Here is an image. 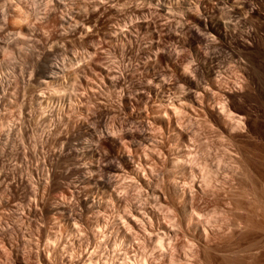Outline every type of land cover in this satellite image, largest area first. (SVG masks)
<instances>
[{
    "label": "rangeland",
    "instance_id": "obj_1",
    "mask_svg": "<svg viewBox=\"0 0 264 264\" xmlns=\"http://www.w3.org/2000/svg\"><path fill=\"white\" fill-rule=\"evenodd\" d=\"M7 1L11 3L6 4ZM118 1L115 9L119 8V13L107 16L106 27L124 29L130 22L147 20L153 11L152 14L159 16L155 18L158 25L171 23L170 31L175 33V38L160 42L157 38L151 39L147 31H139L138 35L134 34L137 43L146 48H125L122 51V45L103 39L102 30L94 32L92 40L69 36L54 23L53 17L41 18V14L36 19L37 15L30 12V0H0V14L5 7L6 18V25H0V42L18 39L23 45H20L22 49L18 46L21 51L17 54L0 56V78L11 79L6 102L0 108V131L3 129L1 122L2 125L9 122L15 125L24 122L26 125L23 136L17 134L9 142L0 139V264H264V11L261 0H230L223 4H217L216 0H202L207 10L220 8L229 12L231 15L225 13L223 16L231 26L241 24L236 35H242L248 29L253 31L251 51L235 46L209 49L197 42L194 45L191 37L177 31L175 23L184 19L188 10L193 13L195 9L183 10L178 5L163 4V0H160L163 6H158L156 1L151 3L153 5L146 0ZM190 1L193 4L197 0ZM244 1L251 2V8L259 14L251 15L242 8ZM13 3L22 7L16 17ZM233 7L239 14L230 13ZM55 15L60 14L55 12ZM240 20H246L245 24L239 23ZM33 25L32 31L30 26ZM176 33L178 39L185 40L184 45L177 42ZM153 41L160 46L154 50L170 52L176 57L173 56L174 62L155 64L152 57L157 52L152 49V56L148 47ZM195 48L200 52L198 56L194 55ZM90 49L95 50L94 56L99 62L108 63L116 72H125L127 82L124 87L131 82L126 87L130 90L141 80L147 84L146 81L158 77L161 83L170 84L169 97H179L184 85L178 81V76L191 72L198 60L201 63L204 60L208 67L219 66L221 69L216 73L214 88L240 94L232 102L224 98L230 107L222 115L210 111L211 116L198 110L194 118L183 119L181 133L176 136L178 143L173 142L166 122L159 120L164 108L154 107L148 114L149 132L155 141L149 145L151 150L136 144L134 137L138 130L129 121L133 108L122 106L117 98L119 88L92 92L90 100L83 106L82 128L76 124L80 117L77 111L66 113L67 118L61 117L60 121L54 114L44 121L32 101V88L28 90L25 86L31 79L33 65L26 53L48 51L49 61L61 64L76 56H81L79 59L83 61L82 57ZM149 61L154 62L152 67L151 62L146 63ZM142 63L148 67L142 68ZM175 64L178 67H173ZM71 83L65 84L64 89L54 87V91L46 89L43 92L56 91V96L60 97L73 90ZM32 85L36 87L33 89H38L33 82ZM218 97L215 95L214 99H222ZM213 101H206V107L212 108ZM101 115L107 116L106 130L111 133L110 138L120 143L121 151L132 159L130 169L122 167L114 175L106 168L113 165L115 159L111 160L114 157L96 143L102 131L97 125ZM174 145L183 148V152H187L185 146L192 147L188 148L190 158L183 159L186 161L183 173L170 165L177 152ZM95 147L98 155L85 154L87 149L94 150ZM69 148L76 149L80 155L77 153L73 158L67 155ZM114 165L119 167L117 162ZM174 179L177 189L173 191L171 182ZM205 180L211 181L210 186H204ZM104 181L111 182L108 189L103 187ZM183 192L192 197L186 195L183 201ZM85 198L89 201L88 207L81 204L87 202ZM93 201L96 208L90 207ZM60 204L67 207L65 214L55 210ZM150 211L155 214L153 217ZM140 212L143 218L132 223L131 215H141ZM159 241L163 242L161 248Z\"/></svg>",
    "mask_w": 264,
    "mask_h": 264
},
{
    "label": "bare ground",
    "instance_id": "obj_2",
    "mask_svg": "<svg viewBox=\"0 0 264 264\" xmlns=\"http://www.w3.org/2000/svg\"><path fill=\"white\" fill-rule=\"evenodd\" d=\"M117 1L118 0H30V2H31V4H30L31 5V11L30 12L33 13L35 16L37 15L36 19L40 18L41 14H43V16H41V18L42 17L43 18L53 17L54 23L58 24L59 26H61L63 28L64 34H68L69 36L70 35H77V37H79L81 39L86 37L87 39L90 38L92 40L93 33L96 32V31H101L102 30V31H104L103 34H102V36L104 37L103 39H105V41H107L108 43L112 42V43H117V45L118 44L122 45V51H124L125 48L131 49L133 47H137L138 50H144V48H146V47L141 46L140 43H137L138 41L136 40L137 37L135 35H136V33L138 35L139 31H147L151 35V39L157 38V39H159V41L160 40L163 41L165 39L175 38L174 37L175 33L172 34L171 31H170L172 29L171 23L170 24L167 23V24H164L162 26L158 25L157 23H159V22H157L158 20L156 21L155 18L159 17V16H157L158 14H155L156 16L154 14H152L153 11L151 12V15L147 13L149 15V18L147 20L146 19H145V21L142 20L143 22H139V20H138V22H135V23H131L130 22V24L127 23L128 26H125L124 29H122V28L119 29V26H118V28H117V26L116 27H112V26L109 27L108 25H109V23H111V20L108 22V25H107L108 27H106L105 19L109 18L107 16H109L111 14L113 15V14L119 13V8L117 10L115 9V7H117V6H115V4L119 3V1L118 2ZM146 1H148L149 4H151L152 2L154 3L156 1L157 2L156 4L158 6H163L162 4H160V0H146ZM216 1H217V4H221V3L223 4L224 1H230V0H216ZM8 2H10V1H7L6 4ZM19 2L17 1L18 4H19ZM260 2H262L261 3V8L264 11V0H261ZM240 3H242V2H240ZM13 4H15V3H13ZM20 4H23V2H21ZM163 4H168L170 6L171 5L172 6L173 5H178L183 10L184 9L187 10V8L191 9V10L195 9V12H193V13L188 10L187 14L185 13V15H184L185 18L182 19L183 21L181 20L182 22L181 21H177L175 23L177 25V31H179V33L181 32V33H183L185 35H188L189 38L191 37V40H194L193 41L194 45L197 42V44L199 43L201 45H204V46H206L209 49H213L214 47L216 48V46H220V47L221 46L222 47L223 46L224 47H231V46L234 47L235 46V47H241L243 50H247V51H251L252 47L254 46V40L251 39V32H253L252 30L248 29L245 33L243 32L242 35H236V32H238L239 27H240L241 24H239L237 26L236 25L235 26H231V24L229 22H226V20L224 21V16L223 15L225 13L229 14V12H227V11H223L220 8H218L217 11H212L213 9H211V11L209 9L207 10L206 7H205V3L202 0H197L193 4H192V2L190 0H163ZM2 5H3V3H2ZM17 5L15 4L16 7L14 9L16 12L13 11V13L15 12L14 13L15 17L19 15L18 12L22 9L21 6H19V5L17 6ZM151 5H153V4H151ZM250 5H251V2L249 4L248 1L247 2L244 1L241 6H242V8L246 9L247 12L250 13L251 15L259 14V11H256L255 8H251ZM10 6H12V5H10ZM121 7H122V5H121ZM252 7H253V4H252ZM6 8H7V11H8V7H6ZM138 10H141V9H137V11ZM159 10H161V9H159ZM7 11H6V13H7ZM120 11H121V9H120ZM45 12H47V13H45ZM55 12L56 13L58 12L60 15L56 16ZM230 13H232L234 15L235 14H239L238 13V9L235 8V7H233L231 9ZM120 14H119V16H120ZM136 15H139V14H136ZM229 15H231V14H229ZM122 16H121V19L123 21V17ZM27 17H29V16L27 15ZM27 17H25V18L27 19ZM0 18H1L0 19V25L1 26L6 25V22H5L6 21V18H5V7H4V9L2 10V12L0 14ZM50 19H52V18H50ZM242 20H240L239 23L245 24L246 20L241 22ZM34 23H32V24H34ZM175 24H174V26H176ZM120 25H122V24H120ZM33 26H30L32 31L35 28V26L34 27ZM32 27H33V29H32ZM162 27L167 29L169 31V33L166 34L163 31L164 29ZM4 28H3V30H4ZM155 29H158V30L156 32H154L153 30H155ZM27 31H29V30H27ZM163 32L165 34H163ZM174 32H176V31H174ZM177 33H176L177 42L184 45L185 44L184 43L185 40L183 42L182 38L178 39L177 37H179V35L177 36ZM15 34H17V33H15ZM173 41H174V39H173ZM20 42L18 41V39H17V41L16 40H11V41H7V42H0V56L1 55L5 56V54L11 56V55L15 54L16 52H20L21 49H22L21 46H23V45L20 44ZM24 43L25 42H23V44ZM162 43H160V44H162ZM18 46H20L21 49H19ZM142 47H143V49H142ZM148 47H149V49H151V52H149V54L152 53V49L154 50V48H157V47L160 48L159 43L158 42H154V41L151 42ZM165 47H164V49H165ZM178 48H180V47H178ZM195 49H194V52H195L194 55L196 54V56H198L200 54V52L197 51V49L196 50ZM48 50H50V49H48ZM156 50H154V51H156ZM159 51L160 52L156 51L157 53H155L154 57H152L153 58L152 61H154L155 64H156V62L159 63V62H163V61L171 62V61L174 60V58H176L175 55H172L170 52L165 53V52H162L161 49ZM47 52L48 51L39 53V51H37V52L34 51L33 54L31 53L30 55H27L28 53H26L27 58H30L32 60L33 65H32V72H31V79L28 80L29 82L26 83V85L23 83L27 87L26 89L29 90L30 88H32V90H33L32 93H34V94H33V97H32L33 100L32 99L31 100L33 102H35V104H36V106L38 108V111H39L38 113L40 114L41 118L44 121L48 117H50V115H52V114H54L57 117V119L59 120V119H61V117L62 118L63 117L67 118L66 113H69V112H72V111L73 112L77 111V113L79 114L80 117L78 116L79 118H78L76 124H77V126L82 128V127H84V121H83L82 116H83V113H84L83 109L85 108V107L83 108V106H84L85 102H88L90 100L92 92L94 94V93H96L98 91V89L101 90L102 88H105L107 92H108V90L110 91V90H115V89L119 88L120 91H119V93L117 92L118 93V97L117 98L122 103V106H124L125 108H127V107L133 108V111H132V114H131V116L129 118V121H131L134 124V126L137 128V130H138L136 135H135V137H134V139L137 140L136 144L137 145H144V146L148 147L147 148L148 150H151V148H149V145H151L150 143L154 144V142H155L152 139V136H151L152 132H151V134L149 132V130H150L149 128H150V123L151 122H149V117H148L149 111L153 110L154 107L155 108L156 107L164 108L163 110H161V113H163V115L161 114L162 116L161 115L158 116L159 120L161 122H163V123L166 122L167 127L170 130L169 133H170V135H172V138L174 140L173 142L178 143L179 139L178 138L176 139V136H179V133H181L180 132L181 131V124H184L182 122L183 119H186V120L189 121L190 119H192L195 116H197L198 110L199 111L201 110V111H204L206 113H209L211 116H212L213 113L211 114L210 111H215L217 114L222 115V113L225 112V110L230 105V104H227L226 102H224V100H225L224 98H227L226 100H229L230 102H232V101L235 100V98L239 97L238 94H240L238 92H237L238 94H236V92L235 91L233 92V90H232V92H230V91L222 92V91H219L217 88H214L215 86L213 87L212 84L215 81L214 79H215V76L217 75L216 73L218 72V70H221V69H218V68H220L219 66H217L218 68H215V67H212V66L208 67L207 63L204 62L207 65V66L205 65L206 66L205 67L204 63H203L204 60L202 61V63L199 62V60H198L197 61V66L194 67V68H193V66L192 67L190 66L191 68H193L192 71H191V69L189 70L191 72L186 71V72L181 73L180 76H178V78H179L178 81L182 82V84L184 85V91H183L181 96L175 97L173 99V97L171 98V97H169L170 95L167 94L168 91L170 90L169 88L171 87V86L169 87L170 84H165V83H167L165 81H164L165 83H161L162 81L158 77H154L153 80L151 79L150 80L151 82H148V81L144 80V81L147 82V84H145V82H143L141 80L140 82L135 83L134 85H132L131 90H130V88H126L127 86H129L131 84V82H130V84L128 83L129 85L127 84V86L124 87L125 72H121V71L120 72H116L108 65V63H106V64L104 63L103 64L102 62H99V60L97 58H95L96 55L94 56L95 50L93 51V49H90V51H87L88 52V53L86 52L87 54L85 53V55L83 56L84 58L82 57L83 61H81V59H79L81 56L78 57V58H76L77 56L74 57V58L71 56L72 58L65 59V61L63 60L64 62H62L61 64L56 63V62L54 63L53 61H52L53 63L50 62L49 59H48L50 52H48V53ZM123 53H125V52H123ZM153 53H152V56H153ZM141 54H142V52H141ZM147 54H146V56H148ZM201 54H203V53H201ZM173 56H174V58H173ZM150 62L151 61L146 62V63H150ZM153 63L151 62L150 67H152L151 65ZM155 64L153 65L152 69H154ZM144 65L145 64H143L142 68L145 69L148 64H146L145 67H144ZM176 66H177V64H175V66L173 65V67H176ZM136 67H135V70H136ZM140 67H141V65H140ZM238 67H240V64H239ZM250 67H251V65H250ZM4 68H5V66H4ZM254 71H255V69H254ZM175 72H177V71H175ZM219 72L221 73V71H219ZM139 73H140V70H139ZM220 73H218V74H220ZM130 74H131V72H130ZM147 74H149V72ZM198 76L200 77V79L197 78ZM9 80H11V79H9ZM9 80H6L4 78H0V108L2 106H4V103L6 102V97H7V94H8L7 93V91H8L7 89L9 87V85L11 84L9 82ZM15 81H16V79H15ZM15 81H13V82L11 81V82L14 83ZM65 81L66 82L74 81V82H72L74 84H72L70 82L71 86L74 85L73 86V90L72 91L70 90L71 92H67L64 95L60 94L61 95L60 97L56 96L57 95V94H55L56 91L55 92H51L50 91L49 93H47L46 91H45L46 93L43 92V90H46V89L52 90L54 87H60L61 88L63 86L65 87V84L66 85L70 84L69 82L66 83ZM32 82L37 86V88H38L37 90H35L36 89L35 86H34L35 89H33L34 87L32 85ZM132 84H133V82H132ZM64 87H63V89H64ZM164 90H166V91H164ZM52 91H54V90H52ZM109 93H111V92H109ZM114 93H115V91H114ZM169 94H171L170 91H169ZM215 95H218L219 97L221 96L222 99L218 97L219 99H217L218 101H216L214 99ZM57 97H59V98H57ZM210 99H213L215 101V105L212 108L206 107V104H205V102L206 101L208 102V100H210ZM214 101H213V103H214ZM76 102L79 105L78 104L76 105ZM141 106H144V107L141 108ZM20 112L22 113L21 109H20ZM107 114H105V115H107ZM229 115H228V118H229ZM231 116L233 117V115H231ZM236 116H238V115L236 114ZM233 118H235V117H233ZM236 118H238V117H236ZM106 122H107V116H102L101 115L99 117V119H98L97 125H98V127H100L102 129V131H101V135L98 136L99 137V138H97L98 142L96 141V143H98L100 146L106 148L108 150V152H110V154L114 157L113 160H111V161H114V159H115L114 162L118 163L119 167L116 166L117 164L114 165V162H113V165L110 164V165H108L106 167V164H105V166H104L109 171L114 172V173H112L114 175L116 172L119 171V169L121 170L122 167L125 168V169H130L131 168V164H132V162H131L132 159L128 155H126L125 152L121 151L120 147L118 146V144H120V143H118L116 140L110 138V134L111 133L109 134L108 130H106V127H107L106 126V124H107ZM19 123L20 122H18V124ZM23 124H24V122H23ZM23 124L20 123L19 125H15V124H12V123L10 124V122H9L8 124L2 125V122H1V126L3 128L2 129L3 131L2 130H1L2 132L0 131L1 132L0 133V139L3 140V141H5V140L7 141L8 140V142H9L10 141L9 139L11 137H13V136H17V134H20V136H23L25 134V132H26V125H23ZM98 131H99L98 133L100 134V130H98ZM95 136H96V134H95ZM92 137H94V136H92ZM97 145H96V147H97ZM176 145H174V146L176 147ZM187 146H189V145H187ZM187 146H185L187 148V152H183L182 151L183 148L181 149V147L178 145L176 147V149H177L176 151L177 152L176 153L174 152L175 156L171 159V162H170L171 163L170 165L172 166V168L173 167L176 168L175 170H178L180 173H183V168L186 167L185 164H184V162L186 163V161L183 160V159L191 154V152H189V149H188L191 146L190 147H187ZM96 147H95L94 150H92L93 148L92 149L90 148V150L87 149L86 152L83 150V152H85L86 155L93 157L95 155H98L96 153L97 151H95ZM82 149H84V148H82ZM97 150H98V148H97ZM173 150H175V149L173 148ZM161 152H162V150H161ZM66 153H67V155L72 156V158H73V157H75L74 155H77V153H79V151L76 152V149L74 151V149L72 150V149L69 148V149H67ZM98 153H99V151H98ZM172 154H173V151H172ZM79 155H80V153H79ZM83 155H84V153H83ZM100 157H101V155H100ZM105 157H106V155H105ZM188 157L190 158V156H188ZM191 159H193V158H191ZM188 162L189 161H187V164H188ZM100 163H101V161H100ZM98 166H97V168H98ZM249 171H251V170H249ZM250 173H249V175H250ZM85 176L86 175H84V178H88V177H85ZM81 177H83V176H81ZM83 179H82V181H84ZM110 181H111V179H110ZM112 181H114V179ZM209 182H211V181L210 180H205L204 181L205 185L204 184L203 185L204 186H210L208 184ZM194 183H195V181H194ZM194 183H193V185H194ZM110 184H111V182L106 181L105 184L103 185V187L108 189L110 187ZM206 184H208V185H206ZM171 186H172V188H174L173 191L177 189V183L175 182V179L171 182ZM181 187H183V185ZM147 193H148V191H147ZM186 195L191 196L190 194H188V193L186 194L185 192H183L182 195H181L183 201L186 200V197H187ZM156 197L158 198V196H156ZM85 200H86V198H85ZM88 202L89 201L81 202V204L84 207H86L87 204H89ZM93 202L94 203H91L90 207H95L96 208L97 205H96L95 201H93ZM64 206L60 204L59 206H57V208H55V207L54 208H55V210L59 209L60 211H63L64 214H65L66 213L65 211H67L65 208H67V207L64 208ZM60 211H58V212H60ZM61 214L64 215L62 212H61ZM154 215L155 214H152V212H151V217H153ZM142 218L143 217H142V213H141V215H139V214L131 215L130 219H132V221H133L132 223H134V221L136 222V220L138 221L139 219H142ZM77 228L79 229L78 226H77ZM151 235H153V234H151ZM162 243H163L162 241H159V247L160 248L162 247ZM144 263L145 262H143L142 264H144ZM123 264H125V263H123Z\"/></svg>",
    "mask_w": 264,
    "mask_h": 264
}]
</instances>
